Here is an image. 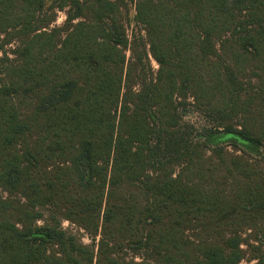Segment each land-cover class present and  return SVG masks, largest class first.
Returning <instances> with one entry per match:
<instances>
[{"label":"trees","instance_id":"trees-1","mask_svg":"<svg viewBox=\"0 0 264 264\" xmlns=\"http://www.w3.org/2000/svg\"><path fill=\"white\" fill-rule=\"evenodd\" d=\"M128 15L0 0V264H264V0Z\"/></svg>","mask_w":264,"mask_h":264},{"label":"rangeland","instance_id":"rangeland-1","mask_svg":"<svg viewBox=\"0 0 264 264\" xmlns=\"http://www.w3.org/2000/svg\"><path fill=\"white\" fill-rule=\"evenodd\" d=\"M54 0H47L48 5H51ZM135 2L136 0H126V4L129 10V15L128 19L126 20V28H127V33L129 36L132 35V33H135L138 31L139 26H137L134 22V16H135ZM66 20V14L65 11H57V19L54 23V26H61L64 21ZM154 70L158 68L157 64L155 62H152ZM184 120L186 122L194 124L200 132L203 131L204 128H207L210 126V121L208 118L203 116L201 113H199L196 110H193L191 108H187L186 113H184ZM198 137L204 139V135H198ZM211 146H219V145H224V146H229L232 147L231 141L229 140V137L226 136L222 131H219L218 133L215 134V136L212 138L211 143H209ZM240 150H246L248 153L255 155L256 157H260V154L262 153L261 149H250L246 148L245 145L239 147ZM243 148V149H242ZM63 228L72 231L76 233V227L74 225H71L68 222L63 223ZM83 242L85 244H90V240L86 235L83 236L82 238Z\"/></svg>","mask_w":264,"mask_h":264}]
</instances>
